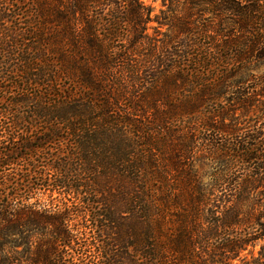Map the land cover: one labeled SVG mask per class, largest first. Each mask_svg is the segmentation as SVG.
<instances>
[{
	"label": "trees",
	"instance_id": "obj_1",
	"mask_svg": "<svg viewBox=\"0 0 264 264\" xmlns=\"http://www.w3.org/2000/svg\"><path fill=\"white\" fill-rule=\"evenodd\" d=\"M183 5L162 24L140 0H0L12 120L0 128V264H232L244 251L240 204L264 177V133L224 121L257 108L230 69L264 57V1ZM153 21L168 28L159 46ZM50 146L39 189L71 202L29 203L37 166L24 157Z\"/></svg>",
	"mask_w": 264,
	"mask_h": 264
},
{
	"label": "rangeland",
	"instance_id": "obj_2",
	"mask_svg": "<svg viewBox=\"0 0 264 264\" xmlns=\"http://www.w3.org/2000/svg\"><path fill=\"white\" fill-rule=\"evenodd\" d=\"M141 3L147 7L150 11V16L151 18H157L158 22H161L162 24H165L168 20V16L170 15L168 11V8H173L176 10V14L178 17L183 15L184 10L186 8V5H183L184 0H140ZM264 1V0H263ZM171 5V6H170ZM168 7V8H167ZM207 12V11H206ZM200 19L203 20H211L217 23L218 18H216L214 15H211L209 13H203L201 15ZM207 23H210L208 21ZM201 24V22H199ZM150 26H152L154 29H150L148 32L151 34V37L154 39L155 44L157 46L160 45L159 39L163 38V34L168 33V28L166 25H162L159 27L154 21L150 23ZM214 26V24H213ZM101 35L103 36V39H110L109 35H107L104 32H100ZM188 36V35H187ZM207 36L209 37H214L215 40H221L223 38H220L218 36L213 35L212 33L208 34ZM181 38H184L185 35H181ZM237 36H235L236 38ZM260 37V36H257ZM196 42H202L203 45V51L204 52H209L207 49V38L200 37L195 40ZM116 46H119L116 44ZM206 47V48H205ZM205 48V49H204ZM211 51V50H210ZM182 54H185L184 51H182ZM141 56V55H140ZM181 65V63H180ZM186 70V68L184 69ZM230 74L233 75V77L230 80H240V90H245L248 92H252V95L257 101L255 103V106L257 108H251L249 109V112L245 114L244 117L241 118H234L233 121L229 122V120L224 121V123H230L234 127H242L246 128V136L250 139L254 138H262L263 133H264V118H256L259 117L260 114L257 112L258 106L261 104V102L264 103V97H261L259 94L261 93L258 92L257 86L260 87L259 89L264 88V57L261 59L255 61V60H246V61H240L239 63H234L230 69ZM9 86V85H7ZM6 85H0L1 89H6L8 88ZM234 97H231L232 99ZM0 99L2 100L0 102V112L4 110V103L5 101L9 100V96L4 94L3 92H0ZM262 113V112H261ZM236 117L240 115V111L235 112ZM27 121H29L27 118H25ZM11 117H9L7 114L2 115L0 113V128L7 129L9 122H11ZM15 134V133H14ZM260 134V136L258 135ZM28 135H22V137ZM38 136V135H37ZM254 137V138H253ZM247 138V139H248ZM250 139V140H251ZM29 140V139H28ZM11 146V143H10ZM58 150L55 151L54 146H50L49 149L40 151L38 150L37 152L34 153H29L28 156H25L24 158L28 161L34 162L35 166H37L33 169H31V172L28 174L30 175V186L31 188H35L29 195L30 199L28 200L29 203H34V202H40L42 205H57L60 204L61 202L65 203H70L71 199L69 200V197L65 195H59L57 191H43L42 189H39L41 184L43 183L44 178L37 176L34 172H43L42 175H51L52 171L49 169L45 168L44 166L48 165V158H45L47 155H52V156H57ZM60 152L65 153L66 150L63 146L60 147ZM26 154L28 152H25ZM46 154V155H45ZM31 156V157H30ZM27 161L26 164H21L22 165V174H25L27 171L30 170V165ZM53 163V162H50ZM200 170H210L214 169L213 166H209V163L205 162H200ZM219 166V165H217ZM253 167V166H252ZM216 168V167H215ZM218 168V167H217ZM11 169L17 171L16 167H12ZM220 169V168H218ZM251 168H245V170L250 171ZM11 171V170H10ZM49 172V173H48ZM237 171L233 175V179H243L245 176H247L246 172ZM40 185V186H38ZM249 187L251 184L249 183ZM24 196V195H20ZM219 201H215L212 205L213 207H218L220 206ZM215 209V208H214ZM240 212L241 216L243 219V224L240 225V227L237 230V233L241 234V236L244 237V234L246 235L245 240H248L247 245L245 246L244 251L239 255L238 258L233 260L231 263L232 264H264V177L255 183L252 184L251 190L249 191L248 197L245 201L241 202L240 204ZM71 225L74 226V228L82 233L83 232V226L81 225L80 219H75L74 221L71 222ZM87 231L85 230L84 232L85 235L87 236ZM228 233V232H226ZM83 237H86V236ZM34 240V239H33ZM81 244L84 243V240H79ZM21 248V247H20Z\"/></svg>",
	"mask_w": 264,
	"mask_h": 264
}]
</instances>
